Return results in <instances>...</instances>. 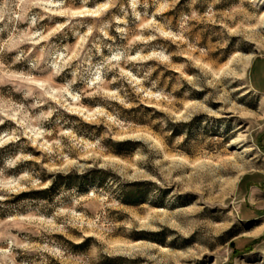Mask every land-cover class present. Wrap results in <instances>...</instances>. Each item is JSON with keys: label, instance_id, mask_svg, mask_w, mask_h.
Segmentation results:
<instances>
[{"label": "rangeland", "instance_id": "obj_1", "mask_svg": "<svg viewBox=\"0 0 264 264\" xmlns=\"http://www.w3.org/2000/svg\"><path fill=\"white\" fill-rule=\"evenodd\" d=\"M252 1L0 0V264H264Z\"/></svg>", "mask_w": 264, "mask_h": 264}, {"label": "crops", "instance_id": "obj_2", "mask_svg": "<svg viewBox=\"0 0 264 264\" xmlns=\"http://www.w3.org/2000/svg\"><path fill=\"white\" fill-rule=\"evenodd\" d=\"M251 76L254 90L264 96V62L259 61L254 66Z\"/></svg>", "mask_w": 264, "mask_h": 264}, {"label": "trees", "instance_id": "obj_3", "mask_svg": "<svg viewBox=\"0 0 264 264\" xmlns=\"http://www.w3.org/2000/svg\"><path fill=\"white\" fill-rule=\"evenodd\" d=\"M140 108H143V107H140ZM139 108V109H140ZM139 109H134V110H132V111H139ZM146 110H148V111H150V109H148V108H146ZM133 143L132 142H126V143H120L119 145L121 146V147H123V146H128V145H132ZM16 146V144H11V145H9L8 147H5V148H3V149H0V153H2L3 151H6L7 149H10V148H12V147H15ZM55 186V183L53 184V187Z\"/></svg>", "mask_w": 264, "mask_h": 264}, {"label": "bare ground", "instance_id": "obj_4", "mask_svg": "<svg viewBox=\"0 0 264 264\" xmlns=\"http://www.w3.org/2000/svg\"><path fill=\"white\" fill-rule=\"evenodd\" d=\"M257 1H259V0H253L252 2L255 3V2H257ZM245 152H247V151H245Z\"/></svg>", "mask_w": 264, "mask_h": 264}]
</instances>
